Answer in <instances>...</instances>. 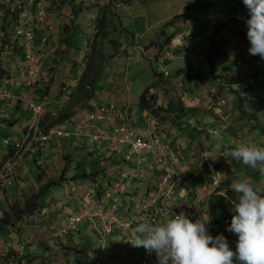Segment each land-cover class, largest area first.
<instances>
[{"label": "rangeland", "instance_id": "374dc122", "mask_svg": "<svg viewBox=\"0 0 264 264\" xmlns=\"http://www.w3.org/2000/svg\"><path fill=\"white\" fill-rule=\"evenodd\" d=\"M99 2L102 6L105 4L104 0H99ZM235 2L236 0H151L145 3L143 0H134L128 5L119 8L114 7L111 11L110 8L105 9V13L102 15L106 18L105 33L108 37L106 36L107 39L104 40V38H96L102 6L98 7L90 4V0H65L64 4L61 5L62 14L75 11L77 15V17L73 15L71 18L76 25L75 47L68 46L64 41L65 39L58 42V50L55 53L56 58L52 60L53 64L56 65L57 72L54 68L52 69L53 74L46 83L49 84V89L45 94L42 93L41 95L43 98H47L46 100H50V90L56 82V74L61 76L66 74L64 69L69 64H72V68H74L77 66L75 63H78L81 77L87 69L86 65L90 60V55L94 53L93 48L96 47L97 50H101L106 54L105 59L101 63H98L93 57L94 63L99 65L101 70L96 82L97 89L101 92L102 89L114 88V82H120L121 86L117 88V91L122 93L124 101L130 103L131 127L148 137V130L152 127V118L149 112L140 106V98L149 87L156 85L157 77L155 72L157 62L154 58H146L142 55L139 60L134 59L128 66L125 60H127V55H132L131 52L135 50L134 47L136 45L147 47L152 41L162 45L168 37L176 32H178L177 34H182L184 31H189L190 24H186L185 29H182L177 22L178 20H176L177 23L175 22L176 26H169L164 30L163 28L175 16L187 14L189 11L188 7L195 3V8L190 11V17L195 21V25L191 28L192 39H196L197 42H193L187 48L188 50L179 49L175 61L169 67V74L171 72L173 76L170 83L165 84L163 87H154L152 88L153 93L152 91L150 92L158 99L156 101L157 108H168L170 106L169 103L173 102L178 107L184 106L187 111L193 107L192 110H195V115L193 117L188 116L184 120L191 123L186 132L177 128L171 121H168L169 124L167 127H163L159 135L163 141L170 142L173 149L181 156L183 165L186 168L189 167L191 171H198V169L206 171V169L208 170L207 163L209 162L214 168L213 171H208L219 182L216 190L219 189L222 195L227 194L226 190H230L229 185L233 180L241 177L250 178L254 183L264 184V179L253 180L245 172L241 171L238 173L235 171L232 168L233 159H230L231 155L229 154L232 152L231 147L239 148L250 142L264 147V142L261 143L264 139V83L260 85L256 83L254 86L247 83L250 87L262 90V98L255 97L256 91L250 89L249 93L252 101H244L243 104L241 98L231 99L230 92L222 85V79L228 76L233 77L241 71L250 70V67L248 66L246 69L238 68L236 60L229 57L219 60L217 66L215 64V59L217 58L215 56L216 48L219 52L218 47L222 48L224 46V40L229 37L231 30L227 31V28L224 27L222 31H217L220 29L218 27H222L223 24L217 25L219 19L217 18L214 21V17L227 16L228 11H231L229 14H232ZM202 16L206 18L203 21L201 20ZM209 17H211L210 21L208 20ZM198 24L203 26H196ZM237 25L241 26L247 34L248 28L245 20L240 21ZM187 40L190 41V39H184V44L187 43ZM112 41L116 43L117 47ZM213 45L215 46L213 54L215 67L211 73L206 55L210 52ZM250 47V41L246 38L242 48L249 50ZM67 48H72V54H66L65 49ZM116 48L119 49V54L122 57H118L117 59L119 60L117 61L115 59ZM230 53L229 51L228 54ZM23 61L24 58L20 55L13 57V62L18 65V69L22 68ZM250 63L253 64V61L251 60ZM179 67H185V70H192L199 74L211 73L208 78L210 82L200 83L187 79L181 82L180 77H176V71ZM257 67L261 70L259 75L264 77V65L260 63ZM70 68L71 66H69ZM126 68L127 71H125ZM116 69L119 71L116 72ZM122 69L124 70L121 72ZM18 72L19 74L21 73L20 71ZM249 72H252V70ZM74 77H78V75L76 74ZM243 77L246 80L249 75L244 73ZM51 78H53V81L50 80ZM57 82L60 84L57 95H60V92L64 90V87H62L64 83L59 80ZM64 86L66 87L65 84ZM166 88H169V91H166ZM0 89L16 94L23 90L24 87L15 79L10 81L8 85L0 84ZM68 91V95L71 94L74 91V87ZM51 98H54V96H51ZM67 102L68 100L66 99L65 103L67 104ZM11 103L14 105L13 101ZM237 104H239V108ZM19 106L21 107H15L11 111L8 107V102H0V116L20 117L15 124L16 128H19L23 121L31 118V113L26 106L22 104ZM184 112L181 113L183 114ZM173 117L176 116L173 115ZM6 122L0 117V144L5 136L14 137L16 135ZM67 143L75 145V140L72 138L68 139ZM77 146L79 147L80 145ZM82 149H79V154L74 155L73 158L62 155L56 156L54 159L40 158L38 161H34L35 164H38L39 169L33 163L30 165V168L27 169L26 183L22 185V189L19 192L17 189L7 190L4 198H1L4 196L3 191L0 192V198L5 200L7 211L11 210L13 204L22 207L27 199L36 196L40 192L42 183L38 181L36 176L39 172H44V177L43 179L41 178L43 183L61 180L62 176H66L65 168L67 166L68 180L72 181L75 176L84 173L89 174L88 179L91 182H93V176L96 173L103 180V163L99 157L96 154L91 155V153L86 151L87 149ZM46 156L44 155V157ZM205 178L208 177L204 176ZM84 180V178L80 177L78 181L82 184ZM63 185L64 183L57 186L53 185L52 193H54V197H50V194L42 201L43 204H47L44 207L45 209L37 211L34 216H27L24 223L21 222L16 227H10L7 233H1L0 240H4V242L0 241L1 254L5 253L6 242L16 235L27 246V255L22 264H64L68 260L86 264V258L96 261L102 255L103 251L99 246L98 234L89 232L87 227H84L87 226L86 224L80 225L79 230L74 233H67L64 239L54 238V226V228L60 227L67 215H72L76 210L80 212L83 210L79 207L81 203L77 199L74 200L75 207H72L73 202L67 200L63 195ZM139 189L140 185L136 183L130 196L125 195L120 198V210L129 211L132 217L134 215L139 217L142 215L139 210L140 197L137 194ZM191 191L193 192V189ZM95 198H97V193ZM50 199L51 202L49 201ZM90 201L91 199H88V197L85 198V208ZM61 202L62 211L57 207ZM197 209L201 210V207ZM230 217L232 218V213ZM124 239L125 236L120 234L110 236L108 248L114 247L110 263L118 261L116 243L122 242ZM237 241L238 237L236 238ZM142 251L143 247L125 249V264H139ZM14 255V253H11V256ZM83 255L85 258H83Z\"/></svg>", "mask_w": 264, "mask_h": 264}, {"label": "built area", "instance_id": "2783aa9c", "mask_svg": "<svg viewBox=\"0 0 264 264\" xmlns=\"http://www.w3.org/2000/svg\"><path fill=\"white\" fill-rule=\"evenodd\" d=\"M49 2L50 0H0V84L8 85L10 81L17 79L24 87L16 94L0 89V101L8 102L11 110L15 103L25 105L33 114L31 125L21 137H5L0 144V192L18 187V180L25 175L22 160L37 155L38 161L55 150V143L57 149L59 142L74 139L81 144V148L99 157L103 163L104 179L96 175L93 176V182L85 178L82 184L64 183L63 195L67 200L77 195L84 199L88 197L91 201L86 208L85 203L82 204L81 212L76 210L72 215H67L60 227L54 226V238L64 239L67 233H74L79 230L80 225L86 224L89 232L98 234L99 246L103 251L92 264H125V249L133 247L126 240L130 236V227L142 222L162 223L181 212L188 214L191 219H199L201 211H208L205 209L206 201L215 194L219 182L211 174L208 178L212 179L211 184L204 179L199 185L204 194H199L198 185H195L198 171L186 168L179 153L159 135L166 125H158L156 119H152V127L148 130V137H145L130 125L129 103L120 108L102 105L95 110L85 109L67 120L66 125L42 131L41 120L45 115V108L38 101L36 88L50 78L49 62L55 58L56 53L49 50L54 30L47 9ZM90 3L95 4L96 0H90ZM247 16L249 13L243 0H236L232 14L214 17V21L218 18L217 25H226L241 19L238 17ZM70 21L69 12L61 16L59 24L68 26ZM189 24V31L183 30L182 34H177L157 54L155 60L158 74L170 75L169 67L175 61L179 48L184 46V39H191V28L195 22ZM144 53L145 49L136 45L133 58L140 59ZM18 54L24 58L21 69L12 60ZM237 57V66L245 67L251 55L249 50L240 48ZM133 58L127 59V66ZM262 81V75L248 79L252 86ZM207 167L213 171L214 167L209 162ZM136 183L140 185L137 191L140 197L139 210L142 212L140 217H132L129 211L120 210V198L130 196ZM0 210L7 211L6 203L0 202ZM43 213L46 214L45 211ZM224 224L229 226L230 219L227 218ZM206 228L213 237L219 235V226H213V218ZM113 234L125 236L118 243L116 263H110L114 247L108 248V240ZM229 245L232 248L230 243ZM11 253L15 255L11 256ZM26 255L27 246L14 235L6 242L5 253H0V264H22ZM64 264L79 263L67 261ZM139 264H157V258L154 253L149 255L142 251Z\"/></svg>", "mask_w": 264, "mask_h": 264}, {"label": "clouds", "instance_id": "9594fccd", "mask_svg": "<svg viewBox=\"0 0 264 264\" xmlns=\"http://www.w3.org/2000/svg\"><path fill=\"white\" fill-rule=\"evenodd\" d=\"M243 4L249 17L238 18L245 19L248 28L249 54L264 59V0H243ZM231 155L264 174V147L250 142ZM229 188L237 195L227 227L238 237L235 251L223 234L208 233L206 225L212 220L208 211H201L195 221L181 212L162 223H139L130 227L127 242L154 253L157 264H264V184L241 177Z\"/></svg>", "mask_w": 264, "mask_h": 264}, {"label": "trees", "instance_id": "16d2710c", "mask_svg": "<svg viewBox=\"0 0 264 264\" xmlns=\"http://www.w3.org/2000/svg\"><path fill=\"white\" fill-rule=\"evenodd\" d=\"M134 0H112V3H118V4H122V5H128L129 3H131ZM146 2H149L151 0H143ZM195 3L192 4L190 7H188L189 11L187 14H183V15H178L175 16L172 20H170L169 22L166 23L165 27L163 28L166 29L169 26H176L177 22L178 24H189V22L192 20L190 17V11L195 8ZM109 7L102 6L101 7V13H105V9H108ZM101 14V16H102ZM100 18V17H99ZM176 20H178L176 22ZM100 24L99 26H97V33H96V38L97 39H106L107 34L105 33V26H106V18L105 17H101L99 19ZM176 22V23H175ZM175 23V24H174ZM224 26V25H222ZM179 29V28H178ZM162 30V31H163ZM178 32H176L175 34H173L172 36L168 37L164 43L162 45H160L159 49L160 51H162L170 42L171 40L177 35ZM65 41V40H64ZM67 42V41H66ZM72 45V44H70ZM94 49V53H92L90 55V60L87 63V69L86 71L83 73L82 77L79 80L78 85L75 87L74 91L67 95V105L65 106L64 110L59 112L57 115H53L52 113L48 114V115H44V117L41 120V129L43 132L48 131L51 127L54 126H63L64 122H66L67 120H69L75 113H76V109L77 108H85L88 104V102L92 99L94 91H95V87H96V82L97 79L100 75V66L96 65L94 63V59L93 57H95L96 61L97 59H100L101 61H103L104 59V54L102 53L101 50H97L96 47L93 48ZM219 49V48H218ZM216 57H218L220 55L221 50L219 49V52L216 48ZM214 52H215V46L212 47V49L210 50V52L206 55V60L211 68V73L212 71H214ZM101 63V62H99ZM211 73H195L192 70H179L176 73V77H180L181 82L185 81V79L187 80H191V81H195V82H202L204 83L205 81H208L209 75H211ZM155 75L157 77L156 79V85L154 87H163L165 86V84L170 83V80L173 78V76L170 74L168 76H164L162 74H158L157 71L155 72ZM51 81H53V78L50 79ZM49 85V84H47ZM154 87H149L141 96L140 98V106L146 111L149 112V114L151 115L152 119H156V122L158 123V125H168V121H171L177 128H179L180 130H185V132L189 129V127L191 126V123H189L188 121H184L188 116L193 117L194 111L192 110V108H189L188 111L186 108H184V106H176L173 102L169 103L170 106H168V108H157L156 107V101L158 100L157 97L153 94H151V90ZM48 86L44 88V90H39V92L41 93H46V91L48 90ZM166 91H169V88H166ZM67 91H65L66 93ZM40 98H43V96H41ZM245 100V99H244ZM244 100H242V102H244ZM0 102H4V101H0ZM185 111V112H184ZM181 112H184L183 114ZM176 116V117H173ZM56 117V118H54ZM53 119V121L50 122V120ZM55 119V120H54ZM191 133V132H190ZM264 133V131H263ZM264 135V134H263ZM7 137H11V136H7ZM5 138V137H4ZM14 138V137H12ZM264 142L261 141V143ZM260 143V144H261ZM232 148V149H231ZM231 151H233L234 149H236L235 147H231ZM8 151H11L9 148L7 149ZM232 152H230L229 154L231 155ZM31 161L30 164L33 163V165H37L38 169L39 166L38 164L35 162L37 161V155L34 157L30 158ZM230 159L232 160L233 163V169L235 171H237L238 173L243 171L245 172V174L248 177H251L253 180H263L264 179V174H261V172L258 169H253L250 166H246L243 164L242 160L236 161L232 155L230 157ZM35 161V162H34ZM69 162V160H68ZM231 163V164H232ZM36 167V168H37ZM218 167V166H216ZM204 169V168H203ZM66 170V176H62L61 180L58 181H49V183H43L41 178L43 179L44 177V172L41 173H37V179L40 183H42L41 185V190L40 192L32 197L29 198L25 201V204L22 207H19L17 204H13V206L11 207V210L8 211H1L0 213V235L1 233H7L10 227H16L18 225V223H24L25 218L27 216H34V214L39 211V210H43L45 209L44 207L47 206V204H43L42 201L45 200V198H47L51 193H52V188L53 185H60L63 184L65 182H77L79 180V178H88L89 174L84 173V174H80L79 176H75L72 181L68 180L67 178V171H68V166L65 168ZM198 176L195 178V185H201L203 180H204V176L210 178L211 176V172L208 171L206 169L205 170H200L198 169ZM98 173H96L94 176H96ZM210 174V175H209ZM205 178V180L211 184L212 179H208ZM18 188V187H17ZM14 188V189H17ZM6 191V190H5ZM3 191L4 197L6 192ZM227 194L222 195L220 194V190H216L215 194H212L206 201V205H207V209L210 212L211 217L213 218V226L217 227L219 226V235L223 234L227 239L228 242L231 244L232 246V250L235 251L236 250V238L237 236L234 235L233 233H230L227 231V227L224 222L227 218L230 219V223H231V208L233 205V202L237 201V195L233 192H231V190H226ZM51 197V195H50ZM2 202H4L5 200H1ZM0 201V202H1ZM51 202V199L49 200ZM197 219V217H193L192 220L195 221ZM1 238V237H0Z\"/></svg>", "mask_w": 264, "mask_h": 264}, {"label": "crops", "instance_id": "0c3cea01", "mask_svg": "<svg viewBox=\"0 0 264 264\" xmlns=\"http://www.w3.org/2000/svg\"><path fill=\"white\" fill-rule=\"evenodd\" d=\"M64 2H65V0H50V2H49L50 5L47 8L48 11H49L50 21H51V23L54 26L53 35H52V38H51L50 44H49V50H51V51H57L58 50V47H57L58 42L61 41V40L63 41V39H65V42L67 41L66 43H67L68 46L71 47V46H74L75 45L74 37H75V34H76V25H75L74 21L71 20L70 21V24L68 26L60 25L59 24V21H60L61 16L66 15V14H62V11H61V5L64 4ZM104 2H105V4L103 6L106 5L107 7H109L110 8V11L114 7L115 8H119V7L125 6V5L118 4V3H112V0H104ZM235 3H234V7H235ZM94 5H96L98 7H101L102 6L100 4L99 0H96V3ZM227 8H229V7H227ZM230 12L231 11H228L227 14L230 15L229 14ZM70 13H71V18L73 17V15H75L77 17L75 11L70 12ZM101 14L102 13L99 14V17L100 18L103 16V15L101 16ZM248 17L249 16H247L245 18H248ZM205 19L206 18H204L203 16L201 17V20L202 21L205 20ZM208 20L210 21L211 20V17H209ZM242 20H245V19L235 20V21H233V22H231V23H229V24H227L225 26L218 27L220 29H218L217 31H219V30L222 31L224 29V27H226L227 28V31L231 30V32H230L229 37L224 40V46L222 48L221 47H218L221 50V52H220L221 55H220V57H217L215 59L216 66H217V62L219 60L224 59V58H227V57L233 58L237 62V59H238V57H237V51H238V49H240V48L243 47V45H244V43L246 41V38H247L246 31H244V29L241 26L237 25V23H239ZM190 22H195V21L191 20ZM180 26H181L182 29H185V24H180ZM196 26L202 27L203 25L198 24ZM181 31H183V30H181ZM107 37H106V39H107ZM106 39H104V40H106ZM191 39H192V36H191ZM191 39H190V41L187 40V43L184 44L183 47H181V48H183L184 51L185 50H188L187 48H189L193 42H197L196 39H192V40ZM112 42H114V41H112ZM70 44H72V45H70ZM113 44L116 45L115 42ZM139 46H141V45H139ZM116 47H117V45H116ZM135 47H134V49H135ZM159 47H160L159 43L152 41L149 46L143 47L145 49V53L143 54V56H145L146 58H154L155 59L156 56H157V54L159 53V50H160ZM69 48L65 49V52H66L67 55H70L73 52L71 50L72 48L71 49H69ZM116 50H117V52H116V55H115V59L117 61V60H119V59H117L118 57L119 58H122V57H121V54H119V49L116 48ZM229 51L231 52L230 54H228ZM102 53H103V51H102ZM131 54H132L131 56L130 55H127V59L129 57L130 58H133V56L135 55V50L132 51ZM18 55L22 56L21 54H18ZM105 55L106 54H104V59H105ZM133 60H134V58L129 61V64ZM135 60H139V59H135ZM251 60L253 61V64L250 63ZM97 62L99 63V62H101V60L100 59H97ZM125 62L127 64V60H125ZM260 63H262L264 65V59H262L258 55L257 56L251 55V58H250L249 62L246 64L245 67H242V68L246 69L249 66L250 67V70H252V72H249L250 70H246V71H241L239 73H236V75L233 76V77L228 76L227 78H223V79L221 78L222 79V85L225 86L226 89H227V91L230 92L231 99H233V98H236V99L241 98V100H244L245 99L244 101H248V102L249 101H252V97H250V93H249V90L250 89H254L256 91L255 97L262 98V95H261L262 90H259L258 88H253V87H250L249 85H247V83H248L247 80L249 79V77L251 78V77H255L257 75L258 76H261V75H259V73L261 72V70H259L260 68L257 67V65L260 64ZM75 64L77 66L74 67V68H72V66H73L72 64H69V65L65 66L64 72L66 74H64L62 76L60 74H56V76H55V81L56 82H55V84L52 86V88L50 90V100H46L47 98L46 99L43 98L41 100L40 97L42 96L41 95L42 93L39 92V94H38V101L41 104H44L45 115H48L50 113H52L53 115H55V114L57 115L59 112L63 111L64 108H65V106L67 105L65 102H66V99H68L67 98V95H68V92H69L68 90H70V88H73V87L75 89V87L79 83L80 78L83 75L82 74L81 77H80V75H79L80 70L78 69L79 65H78L77 62ZM49 65H50L49 66V70L51 71V76H52V74H53V70L52 69L54 68L55 71L57 72V70H56L57 68H56V65L53 64L52 60L49 62ZM69 66H71L70 69H69ZM182 69L185 70V67H179L177 69V71L182 70ZM123 70L124 69H122L121 72ZM115 71L118 72L119 70L116 69ZM125 71H127V68H126ZM244 73L249 75V77L246 80L243 77V74ZM76 74L78 75V77H74V76H76ZM170 74H171V72H170ZM57 80L61 81V83H64L66 85V87H65L64 84H62L63 85L62 87H64V90H62V92H60V95L59 94L57 95V92L59 91V86H60V84L57 82ZM47 81L48 80H45L41 84H39L37 86V88H36V92L37 93H38L39 90H44V88L48 86L46 84ZM114 83H115L114 84L115 85L114 88L111 87V88H107V89H102L101 92L97 89V85H96L92 99L88 102V104H87V106L85 108H77L76 109V113L81 112V111H84L85 109L95 110L96 108L99 107V105H101V106L102 105H106V106H110V107L120 108L124 104L129 103V102L124 101V97L121 95L122 93L120 91H117V88H119L121 86V83L118 82V81H116ZM262 83H264V81H262ZM109 85H110V83H109ZM261 87L263 88V86H261ZM65 91H67V92L65 93ZM151 91L153 93V89ZM51 96H54V98H51ZM45 100H46V102H44ZM4 103H6V102H4ZM99 103H101V104H99ZM242 103L244 104V102H242ZM19 105L20 104H16L15 103V106L13 107L12 110H14L15 107H17V108L18 107H21ZM237 107L239 108V104H237ZM0 117H1V119L4 122L7 121L6 122L7 125L10 126L12 132L14 134H16L14 137H21L23 135V133H24V130L28 126H30L31 123H32V121H33V114L31 113V118L29 120L23 121L22 125L19 128H16L15 127V124L18 122V120H19L20 117H14V116H8V115H5V116L1 115ZM63 125H66V123L64 122ZM149 131H150V129H149ZM7 136H10V135H7ZM7 136H5V137H7ZM64 145H65V147H63ZM77 145H80V146L78 147ZM56 146H57V143H55V150L52 151V152H50L46 157H44L45 159L46 158L54 159V158H56V156H62V155L70 156L71 158H73L74 155L79 154L80 151H78V150L79 149H82L81 148L82 147L81 144L78 143V142H76V141H75V145H70V144L67 143V141L66 142L65 141L59 142V146H58L59 150H57L58 148L56 149ZM69 146H71V147H69ZM82 150H86V149L84 148ZM28 160H31V159L30 158H27L25 160H22L23 162L21 161V165L23 166L25 175H24V177H22V178H20L18 180V188H17L18 192H19L20 189H22V185L24 183H26L27 169L30 168V165H32V164H30L31 161H28ZM77 182H78L77 184H80L79 181H77ZM73 183H76V182H73ZM197 187L199 189V194H204V190L203 189L201 190L202 187H199V186H197ZM8 191H10V190H8ZM5 192H7V190ZM51 197H54V193H51ZM1 198H4V196L1 197ZM1 198H0V201H1ZM75 199H77V200L80 201L81 205L79 207H81L82 204L85 202V199L84 198H79L76 195L72 199H70L73 202V205H72L73 208L75 207V204H74V200ZM57 207L59 209H61V211H62V209H63L62 202L59 203ZM76 209H77V207H76ZM57 217H59V216L57 215ZM84 227H87V226H84ZM115 235L116 234H113L111 236H115ZM1 241H4V240L1 239ZM118 243L119 242L116 243V245H117L116 254H118ZM144 251H146V250L143 248V252ZM83 258H85L84 255H83ZM85 261H86V264L87 263L91 264V263H94L95 262V260H91V259H88V258H86ZM80 263H82V262H80Z\"/></svg>", "mask_w": 264, "mask_h": 264}, {"label": "bare ground", "instance_id": "6f19581e", "mask_svg": "<svg viewBox=\"0 0 264 264\" xmlns=\"http://www.w3.org/2000/svg\"><path fill=\"white\" fill-rule=\"evenodd\" d=\"M23 162V161H22Z\"/></svg>", "mask_w": 264, "mask_h": 264}]
</instances>
